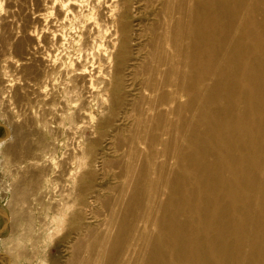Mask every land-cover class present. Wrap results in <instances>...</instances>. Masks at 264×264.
Wrapping results in <instances>:
<instances>
[{
	"label": "rangeland",
	"instance_id": "obj_1",
	"mask_svg": "<svg viewBox=\"0 0 264 264\" xmlns=\"http://www.w3.org/2000/svg\"><path fill=\"white\" fill-rule=\"evenodd\" d=\"M195 2L0 0V264L90 262L87 240L123 219L125 186L140 172L154 171L150 177L158 183L160 169L163 179L198 174V165L178 162L190 152V139L179 131V109L213 79L196 76L198 66L177 63L162 40L179 18L186 21ZM224 3L236 13L231 37L246 67L261 57L251 35L257 27L264 30V0H254L249 13L238 9L239 1ZM190 41L184 40L185 47ZM165 58L167 84L154 89L150 66L155 70ZM234 81L236 95L226 105L233 121L250 109L244 106L246 86L240 77ZM150 96L156 101L152 110ZM163 112L170 113L160 130ZM153 137L165 146L152 152ZM246 157L241 151L238 158ZM159 193L165 197L167 190ZM148 208L137 213L132 264H145L156 233L168 235L155 225L157 211L150 218ZM199 234V228L189 231L190 237Z\"/></svg>",
	"mask_w": 264,
	"mask_h": 264
},
{
	"label": "bare ground",
	"instance_id": "obj_2",
	"mask_svg": "<svg viewBox=\"0 0 264 264\" xmlns=\"http://www.w3.org/2000/svg\"><path fill=\"white\" fill-rule=\"evenodd\" d=\"M196 1L187 8L186 21L179 18L162 40L173 50L177 63L188 62L189 69L198 66L196 76L213 79L211 87L179 109L183 118L179 131L190 139V152L178 162L185 168L198 165V174L184 172L181 177L163 179L160 169L158 183L150 177L155 175L154 159L150 158V176L142 171L136 181L125 186L123 219L110 221L100 234L87 240V250L94 257L82 264H132L138 245L134 237L137 213L148 205L150 218L157 211L155 225L167 229L168 235L165 238L156 233L154 242L150 244L149 240L145 264H264V30L257 31V27L252 35L246 34L256 40L261 57L244 67L242 51L231 37L236 13L226 6L225 0ZM235 1H239L238 9L255 11L254 0ZM212 10L216 11L215 17ZM183 11L181 15L185 16L186 9ZM187 38L191 39L189 48L184 45ZM160 60L155 70L150 66V74L155 73L154 89L167 84L168 73L163 65L168 61ZM174 74L177 79V64ZM235 76L246 86L244 98L250 103L244 102V106L250 109L243 110L233 121L226 105L236 95ZM155 104L150 96V110ZM163 113L157 118L160 130L170 112ZM191 113L196 116L195 123L188 121ZM152 139L150 150L165 146L160 137ZM241 151L247 152L246 158H238ZM160 188L167 190L165 197L159 193ZM196 228L200 234L190 237L189 231Z\"/></svg>",
	"mask_w": 264,
	"mask_h": 264
}]
</instances>
